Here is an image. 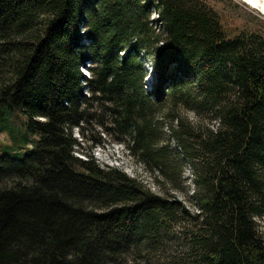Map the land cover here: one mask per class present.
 Listing matches in <instances>:
<instances>
[{"label": "trees", "instance_id": "obj_1", "mask_svg": "<svg viewBox=\"0 0 264 264\" xmlns=\"http://www.w3.org/2000/svg\"><path fill=\"white\" fill-rule=\"evenodd\" d=\"M94 102L159 192L76 154ZM2 107L36 140L0 154V264H264V28L229 36L204 0H0ZM184 165L195 211L165 191Z\"/></svg>", "mask_w": 264, "mask_h": 264}, {"label": "rangeland", "instance_id": "obj_2", "mask_svg": "<svg viewBox=\"0 0 264 264\" xmlns=\"http://www.w3.org/2000/svg\"><path fill=\"white\" fill-rule=\"evenodd\" d=\"M208 5L216 11L222 22L223 27L227 30L229 36L239 33L241 30L264 28V13L251 3L242 0H204ZM157 15L152 11L150 18ZM121 54V53H120ZM143 66L146 69L144 77V89L151 91L155 81L152 73L150 60L143 57ZM84 73H88L86 69ZM2 107L0 118V154L3 152L11 153L12 149L18 150L15 156H22L26 149L35 143L36 136L30 134L24 127L23 115L20 111L9 108L6 112ZM91 117L79 130L74 129V136L79 141V148L76 154L83 158L88 152H91L98 161L103 164L118 166L129 175H138L150 186L151 190L159 192V184L153 180V174L145 170L135 158L130 156L126 143L119 141V138H126L120 133L115 132L113 124L109 122L107 112L94 102L89 106ZM185 111V110H184ZM184 113V112H183ZM213 124V123H212ZM8 126L11 133L7 132ZM166 129V128H165ZM163 129V130H165ZM12 134V140L11 135ZM171 147L177 148L173 141ZM192 175L187 165L181 170L180 187L165 188L167 196H175L181 199L190 210L195 211V205L191 203L189 196L192 192L193 185L191 181ZM260 232L264 237V216L257 219Z\"/></svg>", "mask_w": 264, "mask_h": 264}, {"label": "clouds", "instance_id": "obj_3", "mask_svg": "<svg viewBox=\"0 0 264 264\" xmlns=\"http://www.w3.org/2000/svg\"><path fill=\"white\" fill-rule=\"evenodd\" d=\"M183 115H185V117L187 118L189 123L192 124L193 126H196L200 121L199 116L197 115V113L194 110L185 109ZM71 258L72 257L69 256V259H71Z\"/></svg>", "mask_w": 264, "mask_h": 264}, {"label": "bare ground", "instance_id": "obj_4", "mask_svg": "<svg viewBox=\"0 0 264 264\" xmlns=\"http://www.w3.org/2000/svg\"><path fill=\"white\" fill-rule=\"evenodd\" d=\"M246 3H251L252 6L257 7L259 10H261L262 13H264V0H242Z\"/></svg>", "mask_w": 264, "mask_h": 264}]
</instances>
